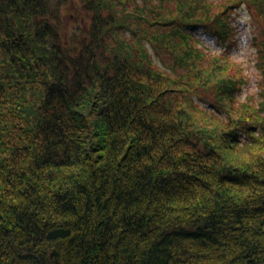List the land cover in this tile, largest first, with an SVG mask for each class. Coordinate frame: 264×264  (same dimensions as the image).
<instances>
[{"label":"trees","instance_id":"trees-1","mask_svg":"<svg viewBox=\"0 0 264 264\" xmlns=\"http://www.w3.org/2000/svg\"><path fill=\"white\" fill-rule=\"evenodd\" d=\"M0 264H264V0H0Z\"/></svg>","mask_w":264,"mask_h":264},{"label":"rangeland","instance_id":"rangeland-1","mask_svg":"<svg viewBox=\"0 0 264 264\" xmlns=\"http://www.w3.org/2000/svg\"><path fill=\"white\" fill-rule=\"evenodd\" d=\"M255 15H252L250 11L245 7L238 9L234 15V23L236 25V41L235 44L230 46L227 53L230 57L239 62L243 67V72L248 78L246 86L240 92L238 98L244 100L246 96L256 93L257 86V76L256 69L254 67V53L256 52L253 46V34L256 28ZM65 23H68L67 17L64 19ZM204 43L210 47L211 50L220 51V48L216 46L213 42L204 39ZM200 105L206 106V104L200 103ZM204 124H210L204 121ZM206 127V126H205Z\"/></svg>","mask_w":264,"mask_h":264}]
</instances>
